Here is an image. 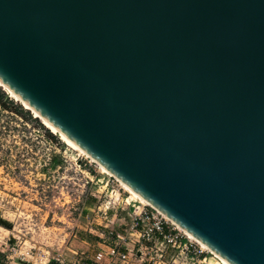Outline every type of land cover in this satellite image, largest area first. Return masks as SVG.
<instances>
[{"label":"water","instance_id":"water-1","mask_svg":"<svg viewBox=\"0 0 264 264\" xmlns=\"http://www.w3.org/2000/svg\"><path fill=\"white\" fill-rule=\"evenodd\" d=\"M0 82L227 263L264 264V0H0Z\"/></svg>","mask_w":264,"mask_h":264},{"label":"rangeland","instance_id":"rangeland-1","mask_svg":"<svg viewBox=\"0 0 264 264\" xmlns=\"http://www.w3.org/2000/svg\"><path fill=\"white\" fill-rule=\"evenodd\" d=\"M16 106L26 110L0 87V244L11 242L20 252L61 254L66 261L75 257L70 251L89 256L103 226H113L98 212L107 208L109 220L129 208L125 200L139 201L49 129L54 139L47 137ZM102 240L109 241L105 234ZM218 261L207 256L204 264Z\"/></svg>","mask_w":264,"mask_h":264},{"label":"built area","instance_id":"built-area-1","mask_svg":"<svg viewBox=\"0 0 264 264\" xmlns=\"http://www.w3.org/2000/svg\"><path fill=\"white\" fill-rule=\"evenodd\" d=\"M130 201L125 200L129 208L122 216L113 213L107 220V208L98 212V218L113 226H103L96 250L89 256L70 251L75 257L66 261L61 254L50 256L47 251H16L14 244L5 242L0 244V264H204L207 256L213 258L156 209ZM103 234L109 241L102 240Z\"/></svg>","mask_w":264,"mask_h":264},{"label":"bare ground","instance_id":"bare-ground-1","mask_svg":"<svg viewBox=\"0 0 264 264\" xmlns=\"http://www.w3.org/2000/svg\"><path fill=\"white\" fill-rule=\"evenodd\" d=\"M0 87L6 91L10 97H12L15 101L20 102L21 105L24 107V109L29 110L33 113V116L38 118L42 124L49 129L53 134H57L60 139L62 141H64L67 145L71 146L73 149L80 151L83 155H85L87 158H89L92 162H94L90 157H88L80 148H78L72 141H70L67 137H65L61 132H59L58 130H56V128H54L51 124H49L46 120H44L37 112H35L34 110H32L26 103H24L20 98H18L9 88H7L4 84H2L0 82ZM96 163V162H94ZM97 164V163H96ZM103 173L111 176L112 178L114 176H112L110 174V172H108L104 167H102L101 165L97 164ZM113 179H116L115 177ZM116 181L119 182V184L126 190V192H128L131 195V198L137 199L140 203L142 204H147L149 205L145 200H143L138 194H136L135 192H133L131 189H129L126 185H124L122 182H120L118 179H116ZM150 206V205H149ZM176 225V224H175ZM177 228L181 229L179 226L176 225ZM182 230V229H181ZM190 239H193L194 242H196L201 248L207 250L212 256H214L215 258H217L218 264H229L227 263L225 260H223L221 257H219L217 254H215L213 251L209 250L204 244L200 243L199 241H197L196 239H194L190 234H188L186 231L182 230ZM208 264V262L206 263Z\"/></svg>","mask_w":264,"mask_h":264},{"label":"trees","instance_id":"trees-1","mask_svg":"<svg viewBox=\"0 0 264 264\" xmlns=\"http://www.w3.org/2000/svg\"><path fill=\"white\" fill-rule=\"evenodd\" d=\"M3 107V106H2ZM20 115H23L25 116L26 119L30 120V121H33L39 128L43 129L44 133L47 135V137H49L50 139H54V137L49 134V132L47 131L48 129H45L43 127L42 124H40L36 118H31V116L29 115V113L27 112V110H22L19 108V106H16V109H15Z\"/></svg>","mask_w":264,"mask_h":264}]
</instances>
